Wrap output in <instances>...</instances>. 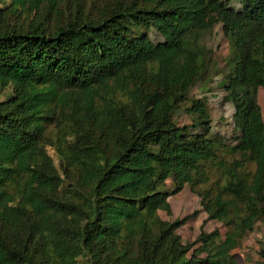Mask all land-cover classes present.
Returning <instances> with one entry per match:
<instances>
[{"label": "trees", "instance_id": "1", "mask_svg": "<svg viewBox=\"0 0 264 264\" xmlns=\"http://www.w3.org/2000/svg\"><path fill=\"white\" fill-rule=\"evenodd\" d=\"M240 1L220 7L229 143L189 97L212 65L204 0H0V264H239L264 222V0ZM185 187L223 236L183 243L198 212L161 218Z\"/></svg>", "mask_w": 264, "mask_h": 264}, {"label": "rangeland", "instance_id": "2", "mask_svg": "<svg viewBox=\"0 0 264 264\" xmlns=\"http://www.w3.org/2000/svg\"><path fill=\"white\" fill-rule=\"evenodd\" d=\"M225 0H204L209 9V16L207 23L211 25V30L206 33L202 40L203 44L211 51V66L204 73V78L200 80L197 85L191 90L189 97L193 99H201L205 101L206 112L211 120V134H219L229 143H234L235 138L239 136L240 132L235 130L232 116L234 108L230 102L226 100V93L222 88V80L228 72L226 59L229 55V45L225 37V19L222 14L221 4ZM227 8L240 10L242 1L227 0ZM97 0H95V4ZM95 6V5H94ZM92 14L95 16L99 13L95 6L92 9ZM150 39L154 43L161 41V37L155 33H149ZM10 93L6 90L5 93ZM4 99V94H0V101ZM256 102L260 107V113L264 122V90L258 89L256 92ZM190 107L188 101L184 102L179 109L173 114V120L179 126L189 125L191 117L186 112ZM195 132H200L197 129ZM48 154L52 157L54 164L58 166L55 151L51 148L47 149ZM168 189L171 188V182L166 181ZM171 207V215L160 213L163 220H173L175 218H182L195 211L197 216L189 220L185 225L178 229L177 234L180 236L183 243L193 241L203 227L205 232H212L219 230L221 236L225 233V228L221 223L215 221H207V215L200 208L198 198L191 193L188 187H185L179 194L169 199ZM264 248V222L257 223L253 232L249 233L243 242V245L232 251L234 259L240 263L244 261L246 264H254L259 261V251Z\"/></svg>", "mask_w": 264, "mask_h": 264}, {"label": "built area", "instance_id": "3", "mask_svg": "<svg viewBox=\"0 0 264 264\" xmlns=\"http://www.w3.org/2000/svg\"><path fill=\"white\" fill-rule=\"evenodd\" d=\"M239 264H245L244 261H241ZM247 264V263H246Z\"/></svg>", "mask_w": 264, "mask_h": 264}]
</instances>
